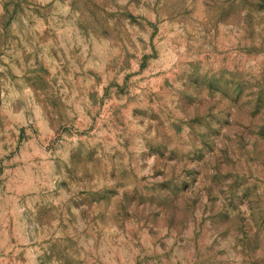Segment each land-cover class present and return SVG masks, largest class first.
I'll return each instance as SVG.
<instances>
[{
    "label": "rangeland",
    "instance_id": "1",
    "mask_svg": "<svg viewBox=\"0 0 264 264\" xmlns=\"http://www.w3.org/2000/svg\"><path fill=\"white\" fill-rule=\"evenodd\" d=\"M0 264H264V0H0Z\"/></svg>",
    "mask_w": 264,
    "mask_h": 264
}]
</instances>
